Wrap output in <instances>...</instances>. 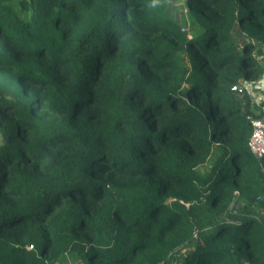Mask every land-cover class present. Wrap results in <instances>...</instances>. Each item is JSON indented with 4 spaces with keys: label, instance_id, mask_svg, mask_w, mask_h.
Wrapping results in <instances>:
<instances>
[{
    "label": "trees",
    "instance_id": "16d2710c",
    "mask_svg": "<svg viewBox=\"0 0 264 264\" xmlns=\"http://www.w3.org/2000/svg\"><path fill=\"white\" fill-rule=\"evenodd\" d=\"M183 3L0 0V264H264V0Z\"/></svg>",
    "mask_w": 264,
    "mask_h": 264
},
{
    "label": "rangeland",
    "instance_id": "374dc122",
    "mask_svg": "<svg viewBox=\"0 0 264 264\" xmlns=\"http://www.w3.org/2000/svg\"><path fill=\"white\" fill-rule=\"evenodd\" d=\"M183 2L184 0H171V4L168 8V14L174 17L179 22V24L185 28V31H188V33L192 35L196 29V25L193 24V20L189 17L188 11L185 8ZM240 40H241V36L239 35L237 41H240ZM253 52H254V55L263 64V67H264V44L261 42H255V47H254ZM262 79H264V73L257 80V82H246V85L250 89L251 93L252 92L262 93V89L257 90V87H258L257 85H260L259 84L260 81L262 83L263 81ZM263 107H264V104H262L260 110Z\"/></svg>",
    "mask_w": 264,
    "mask_h": 264
},
{
    "label": "built area",
    "instance_id": "2783aa9c",
    "mask_svg": "<svg viewBox=\"0 0 264 264\" xmlns=\"http://www.w3.org/2000/svg\"><path fill=\"white\" fill-rule=\"evenodd\" d=\"M252 133L249 138V147L255 156L261 157L264 154V117L250 118Z\"/></svg>",
    "mask_w": 264,
    "mask_h": 264
},
{
    "label": "crops",
    "instance_id": "0c3cea01",
    "mask_svg": "<svg viewBox=\"0 0 264 264\" xmlns=\"http://www.w3.org/2000/svg\"><path fill=\"white\" fill-rule=\"evenodd\" d=\"M260 85H257V90L262 89V93H255V92H250L251 97H252V107L253 109L260 111V108L262 106V104H264V79L261 83V81L259 82Z\"/></svg>",
    "mask_w": 264,
    "mask_h": 264
},
{
    "label": "water",
    "instance_id": "95a60500",
    "mask_svg": "<svg viewBox=\"0 0 264 264\" xmlns=\"http://www.w3.org/2000/svg\"><path fill=\"white\" fill-rule=\"evenodd\" d=\"M263 80V79H262ZM248 91L250 92V89L247 87Z\"/></svg>",
    "mask_w": 264,
    "mask_h": 264
}]
</instances>
